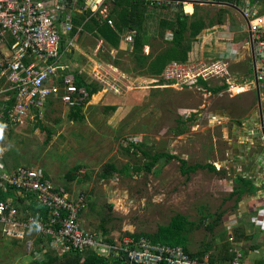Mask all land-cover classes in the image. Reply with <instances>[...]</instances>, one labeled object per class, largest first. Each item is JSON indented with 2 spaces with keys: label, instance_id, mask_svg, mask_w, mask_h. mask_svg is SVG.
Here are the masks:
<instances>
[{
  "label": "rangeland",
  "instance_id": "obj_1",
  "mask_svg": "<svg viewBox=\"0 0 264 264\" xmlns=\"http://www.w3.org/2000/svg\"><path fill=\"white\" fill-rule=\"evenodd\" d=\"M195 6L206 21L213 18L212 29L217 28V7ZM102 7L107 8V16L100 13L102 17L114 23L109 15L112 1ZM174 10L164 3L149 6L138 33L144 54L155 56L170 45L172 32L161 24L162 19L174 17ZM226 11L236 12L235 8ZM100 40L81 27L64 41L61 37L63 59L82 70L88 81L109 88L94 103L80 104L75 110L79 105L51 100L30 111L24 122L12 123L5 119L7 101L0 98L1 163L6 168L41 167L54 185L85 192L88 208L81 223L106 242L123 245L127 237L157 234L178 219L184 222L182 246L196 257L200 251L208 252L201 246L213 236H224L221 225L216 230L210 227L211 220L230 211L234 198L211 190L213 173L208 164L217 169L215 161L225 149L219 126L213 127L207 117L201 128L194 125L205 110L206 89L157 85L160 76L139 66L130 45L114 48ZM210 46L208 51L200 47L190 62L220 59L209 55ZM99 62L103 69L96 67ZM77 111L82 117H74ZM134 138L140 140L133 142ZM195 165L196 170H190ZM51 255L61 256L55 245L36 234L14 239L0 231V264H34ZM210 257L219 261L214 251Z\"/></svg>",
  "mask_w": 264,
  "mask_h": 264
},
{
  "label": "built area",
  "instance_id": "obj_2",
  "mask_svg": "<svg viewBox=\"0 0 264 264\" xmlns=\"http://www.w3.org/2000/svg\"><path fill=\"white\" fill-rule=\"evenodd\" d=\"M148 1L173 3L182 6L180 10L184 14H189L196 0ZM251 1L241 0V12L247 20L249 40L252 37L257 50L261 51L264 49V12L256 5L251 6ZM87 6L107 16V9L97 2ZM57 18L43 0H0V77L8 84L7 100H15L10 107L7 102L9 122H24L30 111L38 110L53 96L68 106L92 99L93 94L78 86L76 74L69 65L60 62L62 36ZM108 23L114 25L112 19H108ZM72 29L71 21H65L63 32L69 33ZM136 35V30L129 29L121 34V40L132 48ZM260 64L263 69L258 72V79H263L264 64ZM226 69L227 62L221 59L172 61L160 76L163 83L157 85L201 88L200 80L208 82ZM139 140L132 139L133 142ZM29 205L38 210L26 207ZM87 208L85 192H71L64 186L54 185L41 167L21 165L8 169L0 163V231L10 238L23 239L36 234L55 245L61 255L93 251L102 257L119 259L122 264H243L241 253L227 262L211 261L208 255L192 256L182 245L155 242L147 236L127 237L123 245L106 242L81 223Z\"/></svg>",
  "mask_w": 264,
  "mask_h": 264
},
{
  "label": "crops",
  "instance_id": "obj_3",
  "mask_svg": "<svg viewBox=\"0 0 264 264\" xmlns=\"http://www.w3.org/2000/svg\"><path fill=\"white\" fill-rule=\"evenodd\" d=\"M43 1L57 14V28L61 32L62 41H64L65 37L70 35V32H63L65 21L70 20L73 25L77 26L75 23L76 17L86 9L87 5L90 6V4L97 2L102 7L108 0ZM217 2L229 3L224 0H196L190 7L191 11L189 14L194 12L196 4L207 5V7L208 5L215 6L218 10L220 8H231L232 10L235 8ZM170 5L174 6L176 10L181 9L180 6L177 7L173 3ZM250 5H256L261 12H264V0H252ZM236 6L239 9L235 8V16L226 11L227 16H224L223 23H218L217 28L214 30L212 28L216 25L205 28V31L198 36L201 38L200 41L195 43L194 48L189 53V61H192L198 54L200 47H205L207 51L210 50L208 47L210 44L207 41H211L212 39L216 43L214 46L211 43L212 46L210 48L212 52L209 55L217 54L221 60L227 62V69L216 77L209 79L207 82L208 87H204L207 91L205 94L209 98H207L204 104L205 110L200 113L202 117L197 119L194 125L201 128L202 120L207 117V121L213 127L219 126L221 139L225 142V149L223 154L215 161L219 167L216 166V170H211L213 173L211 190L217 195H222V193L226 192L228 197L233 196L234 205L230 211L223 212L220 216H217L216 220H211L210 227L216 230L221 225L224 236H213L200 249H206L207 251L209 249L204 257L207 255L210 257V253L214 251L217 253L219 262H222L230 260L225 259L227 248L230 246L229 249L234 254L232 258L237 253H241L243 264H264V171L261 166L253 165L248 168L246 164H240L239 161V158L243 156L241 155L242 152L247 153V145L244 148L241 146L246 143L243 141V133L245 132L243 128L247 127L245 124L246 120L249 118L253 119L254 115H256V110H258V88L261 93L262 103L264 104V78L259 79L257 83L255 76L256 71L260 73V70L263 68L260 63L258 64L259 69L256 70L255 68L249 40L248 24L241 12L243 4ZM78 29H80V26ZM103 41V39L100 40L101 43ZM69 43L76 45L74 41H69ZM123 44L129 45L121 40V45ZM60 49V62L69 65L73 73L82 76V70L74 68L71 63L63 59L65 57L62 51V42L60 43ZM206 54L203 55L205 59ZM110 66L112 69L119 70L118 67ZM96 67L103 69L104 65L102 62H99L96 63ZM100 81H104V79H100ZM7 87L6 79L0 77V98L8 102L7 98L10 93L6 91ZM108 89L106 85H102L101 83L100 89L92 95V99L88 103H94L97 99L102 98ZM57 99L60 100L57 96H53L47 102ZM213 100L215 104H213ZM214 140L217 141L216 136ZM215 152L218 156L219 151L215 149ZM240 176L251 180L253 189L251 191H243L240 196L237 193L231 195L234 188L240 186L239 181H237V177Z\"/></svg>",
  "mask_w": 264,
  "mask_h": 264
},
{
  "label": "trees",
  "instance_id": "obj_4",
  "mask_svg": "<svg viewBox=\"0 0 264 264\" xmlns=\"http://www.w3.org/2000/svg\"><path fill=\"white\" fill-rule=\"evenodd\" d=\"M112 1V8L110 11V16L114 17V25L108 23V19L103 18L99 10L94 12L90 7L78 14L75 20L77 26L73 25V29L70 32L73 35L78 31L79 26L92 33L95 37L103 39L109 45L114 48L120 47L121 44V33L125 30H136L137 35L133 43V47L130 48L134 53L137 63L140 67H146L147 71L152 75L161 76L165 67L168 63L172 61L188 62L189 53L192 50L193 43L198 39L199 34L207 27L213 26L215 21L210 18L206 21V17L198 13L199 8L195 6L194 12L192 14H184L181 10H174V17L171 19H162L161 26L164 29H168L172 32V38L170 45L162 50L159 54L152 56V54H144V42L139 38L138 33L143 27L146 15L149 10V6L157 5V3H151L148 0H110ZM231 4L240 5L241 0H224ZM197 5V4H196ZM164 6L169 7L170 4H164ZM103 8V7H102ZM225 8H220L217 11V23H223ZM188 34V35H187ZM152 59L149 64L148 60ZM76 83L80 87H85L89 93L92 95L96 93L100 86L92 81H88L81 75L76 74ZM159 84H162V78H160ZM203 87H208L207 82L200 80ZM15 102L14 98L9 101V107ZM84 103H82L83 105ZM80 105L75 107V110H80ZM77 108V109H76ZM5 110V119L7 118V111ZM74 117H82L78 111L75 112ZM5 121V120H4ZM185 162V160L183 161ZM209 169L216 170L215 166L208 164ZM198 166L189 167L190 170H196ZM183 172L186 169L182 168ZM222 172V171H221ZM240 186L234 188L231 195L234 193L241 195L245 190H252L253 185L251 180L245 177H237ZM23 205V204H22ZM30 209L36 211L38 208L33 205L26 206ZM184 227V222L182 220L175 219L173 223L169 226H162L157 234L154 235H137L135 237L147 236L155 242H163L171 245H182L185 242V237H181V231ZM184 247V246H183ZM185 248V247H184ZM230 246L227 248V253L225 259H231L233 257L232 251H230ZM188 252V250L186 249ZM206 251L199 252L198 257H204ZM190 253V252H188ZM193 256V255H192ZM211 261H216L214 258H209ZM227 262V261H222ZM34 264H122L121 260L116 258H106L97 255L95 252L90 251L86 253L80 252H68L61 256L51 255L47 260L43 262H35Z\"/></svg>",
  "mask_w": 264,
  "mask_h": 264
},
{
  "label": "water",
  "instance_id": "obj_5",
  "mask_svg": "<svg viewBox=\"0 0 264 264\" xmlns=\"http://www.w3.org/2000/svg\"><path fill=\"white\" fill-rule=\"evenodd\" d=\"M65 1V0H64ZM229 6H233L237 9L238 6L229 4L226 2H217ZM182 8V6H180ZM251 37V36H250ZM251 48H252V57H253V63L255 65V68L257 70V66L259 63L264 64V49L261 51L257 50V47L254 44V41L252 37L250 38ZM261 61V62H259ZM256 76V82H259L258 79V71L255 73ZM247 125L245 129V132L243 133L244 143L243 148L245 145H247V153L242 152L241 155H243L241 158H239L240 164H246L247 167H251L253 165L261 166V168L264 171V104L261 100V93L258 88V110H256V115H254V118H249L246 120ZM125 259L127 262H129V258L127 253H125Z\"/></svg>",
  "mask_w": 264,
  "mask_h": 264
}]
</instances>
